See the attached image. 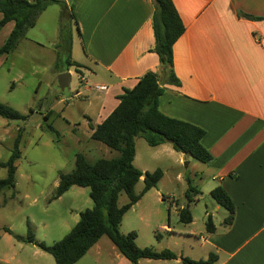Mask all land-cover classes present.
<instances>
[{"label": "crops", "instance_id": "1", "mask_svg": "<svg viewBox=\"0 0 264 264\" xmlns=\"http://www.w3.org/2000/svg\"><path fill=\"white\" fill-rule=\"evenodd\" d=\"M59 1L71 14L76 39L90 63L86 65L72 55L73 61L83 66L79 77L84 76L86 81L80 82L87 93L95 91L87 87L90 81L94 86L109 88L107 92L95 91L103 95L102 100L94 101L99 106V125L116 109L126 89L136 86L147 72L160 69L158 55L151 52L155 44L154 3ZM173 2L186 26L174 47V71L181 85L163 86L159 107L166 116L205 130L202 143L213 160L198 162L196 190L201 194L207 187L211 193L221 186L235 206L232 224L224 223L219 229L213 222L215 230L201 237V247L207 248L208 257H218L215 264H264V0ZM55 6L63 10L60 5L49 6L37 25ZM10 24L15 27L9 22L0 34ZM77 95L82 97V91ZM191 164L189 161L186 166ZM220 207L217 204L216 213ZM162 229L168 234L174 232L167 225ZM87 257H93L96 264H130L106 236L76 264ZM146 260L151 261L142 259L140 264Z\"/></svg>", "mask_w": 264, "mask_h": 264}, {"label": "rangeland", "instance_id": "2", "mask_svg": "<svg viewBox=\"0 0 264 264\" xmlns=\"http://www.w3.org/2000/svg\"><path fill=\"white\" fill-rule=\"evenodd\" d=\"M11 26L14 27L10 24L0 34V48L9 37ZM76 36L71 14L63 16L60 7L55 6L41 17L35 29L26 32L11 55L0 57V103L25 117L23 120L0 117V163L9 160L20 130L22 134L16 186L0 192V263L56 264L50 254L17 237H26L32 229L38 242L52 245L62 240L78 223L80 212L93 208L94 202L90 189L81 187H73L60 199L52 200L61 175L73 172L79 154L91 163L118 156L116 151L92 138V127L99 119V106L94 101L102 100L103 95L95 91L87 93L74 66L70 68L69 86L59 87V76L68 73L67 62L73 61L72 55L90 65ZM57 62L59 68L55 67ZM93 86L88 82L87 87ZM77 91H82L83 96H78ZM135 142L134 165L145 172L161 170L163 178L125 214L121 233H137L140 248L158 252L168 249L184 258L205 260L207 248L201 247L200 239L209 235L207 213L222 229L229 212L222 206L219 213L215 212L218 203L207 187L202 188V195H192L193 202L190 201L189 183L196 189L199 180L195 177L199 164L196 160L186 155L184 159L171 144L152 147L143 137ZM189 161L191 166H186ZM7 175L8 169L0 167V180ZM143 188L141 180L135 192L139 194ZM128 202V195L121 193L119 206ZM182 209L190 210L193 223L180 220ZM163 225L170 226L173 234L166 233ZM143 262L156 264L152 260ZM78 264L96 262L87 257Z\"/></svg>", "mask_w": 264, "mask_h": 264}, {"label": "trees", "instance_id": "3", "mask_svg": "<svg viewBox=\"0 0 264 264\" xmlns=\"http://www.w3.org/2000/svg\"><path fill=\"white\" fill-rule=\"evenodd\" d=\"M154 13L152 27L155 44L151 49L160 59V69L157 72H147L131 89H126L119 96V105L99 125L92 127V138L105 144L118 153L112 159L101 158L91 163L84 155H77L75 169L70 174L60 177L59 185L52 200L60 199L73 187L89 188L94 207L79 214L78 223L62 240L47 245L38 242L32 229L26 237L18 236V240L37 245L42 251L50 254L56 264H76L104 236L108 237L130 264H140L142 259L178 260L183 264H215L218 257L211 254L207 260H191L178 256L171 250L155 251L153 248H140L137 245L138 235L135 232L122 234L121 224L125 214L131 210L141 198L156 188L163 178V172H143L135 165L136 139L143 137L152 147L171 144L173 149L191 157L197 162L207 164L213 160L212 154L204 147L202 140L205 130L186 121L174 119L163 114L159 107L160 98L165 93L163 86L181 83L174 71V47L185 34L186 26L173 0H153ZM51 5L62 6V15L68 11L65 3L59 0H0V31L9 22L15 27L3 46L0 57L11 55L26 32L36 27L40 16ZM66 72L76 67L81 73L83 66L75 61L67 62ZM56 68H59L57 62ZM0 117L8 120H23L25 117L14 109L0 103ZM15 140L11 157L0 167L8 169V175L0 180V192L15 188L17 162L22 157L21 130ZM143 180L141 193L135 192L136 185ZM187 196L198 191L189 183ZM126 193L129 202L119 206L121 193ZM216 202L224 207L229 215L226 225H231L235 217V206L221 186L211 192ZM180 220L191 224L193 217L189 209H182ZM212 217H208L207 231L214 232ZM5 264V263H0Z\"/></svg>", "mask_w": 264, "mask_h": 264}, {"label": "water", "instance_id": "4", "mask_svg": "<svg viewBox=\"0 0 264 264\" xmlns=\"http://www.w3.org/2000/svg\"><path fill=\"white\" fill-rule=\"evenodd\" d=\"M69 79H70L69 73H63L59 76L58 83L60 89H66L69 86Z\"/></svg>", "mask_w": 264, "mask_h": 264}, {"label": "built area", "instance_id": "5", "mask_svg": "<svg viewBox=\"0 0 264 264\" xmlns=\"http://www.w3.org/2000/svg\"><path fill=\"white\" fill-rule=\"evenodd\" d=\"M79 79L82 81H86L84 76H80ZM93 89L97 92L102 93V92H107L109 88L107 86H103V85H95V86H93Z\"/></svg>", "mask_w": 264, "mask_h": 264}]
</instances>
